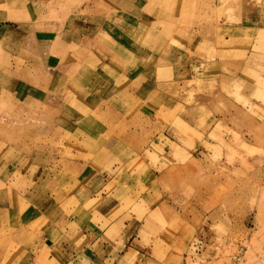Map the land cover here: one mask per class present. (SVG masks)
<instances>
[{"label": "crops", "instance_id": "0c3cea01", "mask_svg": "<svg viewBox=\"0 0 264 264\" xmlns=\"http://www.w3.org/2000/svg\"><path fill=\"white\" fill-rule=\"evenodd\" d=\"M165 3L157 7L164 11L168 8ZM180 8L186 9V3L182 2ZM151 9V0H0V50L14 59L10 67L0 69L1 89L23 111H27L23 106L47 110V132L54 137L58 125L62 129L58 136L64 138L68 152L78 150H73V141L82 143L88 138L97 142L92 147L98 148L92 151L96 163H75L83 168L76 178H66L62 195L56 196L59 180L57 183L53 174L48 195L41 191L24 194L23 199L30 202L26 210L21 211L13 203L0 207L5 228L16 230L17 239L13 251L0 250V264H196L197 257L206 251L202 243L205 247L213 245L210 239L199 236L200 229L189 224L192 217L199 216L200 208L197 213L171 209V197L162 189L167 175L164 170L153 169L143 152L156 147L170 153L174 146L183 147L175 127L179 114L173 117L169 113L184 104L190 91L188 83L203 81L202 90L213 83L215 89L233 93L236 79L248 70H224L215 65L216 73H203L201 77L199 68H194L196 60L188 62V53L174 49L168 50L171 62L167 63L165 57V63L159 64L162 55L152 61L151 52L136 44L141 33L135 31L140 25L154 23ZM178 18L179 24L188 22ZM183 50L187 52L189 46ZM96 56L101 61L94 70L95 80L88 81L81 74L88 71V57ZM111 66L117 73L113 79L104 70ZM29 72L34 76L28 77ZM69 93L75 97L63 101ZM226 98L225 102H229ZM193 99L198 103L191 108L196 114L181 119L187 129L203 133L196 123L200 116L208 115V121L227 119L214 113L217 97L213 100L210 95L195 94ZM74 101L78 109L72 108ZM57 105L63 110L58 123ZM97 106L101 111L110 110L113 125L119 126L120 119L132 117L149 125L142 132L114 128L109 138V120L103 114L104 120L92 115ZM88 119L105 130L93 131L82 123ZM192 139L195 150L188 153L196 156L202 151L200 143L204 139ZM80 154L85 153L80 150ZM195 163L184 166V184L198 178L201 163ZM109 165L112 172L107 169ZM140 167L142 171H137ZM70 173L64 172L67 176ZM74 184L77 187L68 190ZM180 199L184 200V196L179 195ZM157 215L159 220H165L164 228L152 219ZM179 216L186 218L185 224L169 221ZM41 220L37 232L28 230ZM195 237L199 241L192 244L193 250L201 249L189 255ZM213 254L214 251L207 254L208 264L218 258L214 259Z\"/></svg>", "mask_w": 264, "mask_h": 264}, {"label": "rangeland", "instance_id": "374dc122", "mask_svg": "<svg viewBox=\"0 0 264 264\" xmlns=\"http://www.w3.org/2000/svg\"><path fill=\"white\" fill-rule=\"evenodd\" d=\"M165 1L168 8L162 11L157 6ZM171 1L173 0H151L153 10L150 13L153 14L151 20L154 23L140 25L135 30L136 34L141 33L136 44L151 52L152 61L162 55L159 64L165 63V57L167 63L171 62L168 50L174 49L188 53V62L196 60L194 68H199L201 77L203 73H216L215 65L222 66L224 70L240 68L248 72L242 73L240 80L236 79L238 84L233 93L227 89H215L213 83L206 85L205 90H202L205 84L203 81L188 83L190 91L188 90L184 104H179V108L176 106L169 113L173 117L179 114L175 127L183 139V147L174 146L170 153L155 147L151 152H143L145 159L157 172L165 171L167 181L162 189L171 197V209L197 213L196 209L200 208L199 216L192 217L193 221H189V224L195 230L200 229L199 236L210 239L213 245L205 247L202 243L206 251L204 255L197 257L196 264H208L207 254L212 251L214 259L218 258L210 264H230V259L239 253L241 247L245 248V264H264V0H175L174 4L169 3ZM182 2L186 3V9H179ZM178 16L182 21L188 22L179 24ZM242 19L247 22L242 23ZM188 46L189 50L185 52L183 49ZM88 59V71L86 74L82 73L81 77L88 81L95 80L94 70L98 68L101 58L96 56ZM12 64L14 59L0 50V69ZM111 67L104 68L109 79L117 74ZM33 74L29 72L27 75L31 77ZM246 85L248 86L245 87ZM192 87L196 90L191 89ZM255 87L259 89L255 90ZM214 92L216 96H213ZM195 94L210 95L213 100L217 97L216 102L214 101V113L226 116L227 119L208 121V115L200 116L196 123L200 124L203 133L187 129L182 124V116L190 118L196 114L191 109L198 106L193 99ZM74 97L69 93L62 100L68 102ZM225 97L229 102H225ZM9 98L11 95L1 89L0 79V192L4 194L0 195V207L13 203L23 211L30 205L29 201L23 199L24 194L41 191L48 195L49 178L53 174L56 175L57 183L59 180L56 196L62 195L66 178L73 176L74 179L84 164L91 161L92 164L96 163V154L92 151L96 152L98 148L94 149L92 145L97 142L88 138L82 143L73 141L77 146L73 150H78L68 152V147L65 148L62 142L64 138L58 136L62 131L58 125L54 137L47 132V110L23 106L27 110L23 111L21 105H13ZM75 102L71 106L78 109ZM93 108H97L92 112L93 116L104 120L101 117L103 114L105 120H109L106 124L109 138L114 128H119L121 132L129 129L142 132L149 125L135 117L129 120L122 118L119 126L113 125L109 109L101 111V106ZM61 114L63 110L57 105L56 123ZM187 120L189 119L184 121L192 126ZM82 123L89 125L93 131L105 130L94 126L95 121L89 119ZM192 133L199 140L204 139V145L200 143L202 151L194 152L197 153L196 156L188 153L190 149L195 150ZM80 150L85 154H80ZM100 160L101 155L98 156V162ZM78 161L83 164L81 167L75 164ZM192 163H201L198 178L184 184L181 179L186 174L184 166ZM107 169L112 172L110 165ZM142 169L143 167L137 168V171ZM64 172L71 173L67 176ZM59 173L62 174L58 176ZM76 187L74 184L68 190ZM179 195L184 196V200H179ZM60 204L64 208L65 204ZM152 219L159 223L160 228L166 226L165 220H159L158 215ZM183 220L186 218L179 216L171 217L169 221L185 224ZM41 223L43 220L35 222L28 230L37 232ZM5 227V217L1 215L0 250L11 252L17 240L16 230ZM197 241L196 237L192 240L189 255H195L193 252L198 253L201 249L193 250L192 244Z\"/></svg>", "mask_w": 264, "mask_h": 264}, {"label": "built area", "instance_id": "2783aa9c", "mask_svg": "<svg viewBox=\"0 0 264 264\" xmlns=\"http://www.w3.org/2000/svg\"><path fill=\"white\" fill-rule=\"evenodd\" d=\"M244 253L245 248L241 247L239 253L230 259V264H245Z\"/></svg>", "mask_w": 264, "mask_h": 264}]
</instances>
